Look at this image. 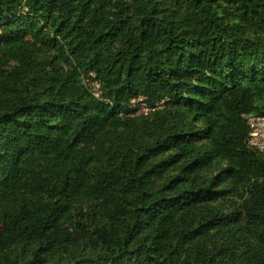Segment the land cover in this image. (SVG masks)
Wrapping results in <instances>:
<instances>
[{
    "label": "trees",
    "instance_id": "16d2710c",
    "mask_svg": "<svg viewBox=\"0 0 264 264\" xmlns=\"http://www.w3.org/2000/svg\"><path fill=\"white\" fill-rule=\"evenodd\" d=\"M251 114L264 0H0V264H264Z\"/></svg>",
    "mask_w": 264,
    "mask_h": 264
},
{
    "label": "built area",
    "instance_id": "2783aa9c",
    "mask_svg": "<svg viewBox=\"0 0 264 264\" xmlns=\"http://www.w3.org/2000/svg\"><path fill=\"white\" fill-rule=\"evenodd\" d=\"M85 85L95 98L102 99V87L98 81L86 80ZM164 104L165 101L157 103L154 107H149L146 104L140 105L139 107L136 106L135 114L137 116L147 115L152 111L163 109ZM246 118L250 127L248 143L264 155V115L251 114Z\"/></svg>",
    "mask_w": 264,
    "mask_h": 264
}]
</instances>
